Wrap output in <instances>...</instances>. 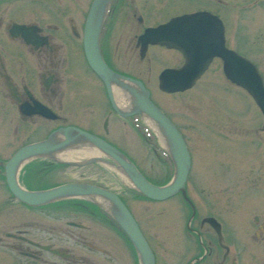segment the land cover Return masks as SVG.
Segmentation results:
<instances>
[{
	"label": "flooded vegetation",
	"instance_id": "af4514ba",
	"mask_svg": "<svg viewBox=\"0 0 264 264\" xmlns=\"http://www.w3.org/2000/svg\"><path fill=\"white\" fill-rule=\"evenodd\" d=\"M19 1L22 0H0V115L4 116L5 120L11 118L10 123L13 119L17 120L14 133L18 135L20 129L25 126L33 127L32 132L48 131L43 139L33 142L36 143L59 129L80 130L120 151L133 163L138 172L151 182V178L137 162L127 156L125 147L115 142L119 139L116 124L123 128H132L133 131L134 129L141 131L143 138L147 139L145 141H150L148 137L151 132L156 139L160 137L162 140L161 142L158 140L161 144H158L159 155L162 165L166 168L164 177L167 176L168 179L166 182L164 179L161 185L169 183L174 178V165L164 138L152 126L153 124H149L150 120L131 112L132 99L128 93L113 86L111 97L106 85L88 65L85 55L86 27L94 0H45V2L36 0L38 4L41 2L45 5L55 4L62 7L72 5L77 10L76 14H71L70 9L66 12L65 7L61 8V11L50 14L53 20L46 25L37 20H22L23 8L16 4ZM163 11H167V17L160 21L159 17L164 14ZM232 11L237 12V15L231 17ZM262 11H264V0H239L238 6L231 4L230 0H110L99 31L100 56L113 73L139 81L146 90H148L146 85L150 81L152 62L168 65L158 74L159 89L161 74L167 70L183 68L187 55L193 60L209 59L206 71L220 66L225 82L244 90L226 79L224 68L227 62L222 55L225 51L233 52L251 63L258 70L264 84V47H259L262 43L264 45V26L257 20L252 21L254 15ZM17 26H25V29H17ZM159 27H161L159 41L162 44L153 42L156 37H146L150 30ZM237 27L241 41L249 48L256 50L255 53H243L234 43L230 34L236 33ZM200 47L203 49L202 54H198ZM259 48L262 50L258 51ZM153 50L165 52L168 56L163 60H169V62L165 64L162 58H156ZM257 52L261 53L253 57L252 55ZM161 55L159 54V57ZM141 67L143 71H140ZM134 71H138L139 75L136 76ZM204 73L196 83L201 80ZM143 74L147 75L145 81L142 79ZM115 91L124 96V104H119ZM159 92L163 95L183 93H166L161 90ZM150 100L180 133L190 156V170L185 183V193L179 192L174 197L164 200L176 198L181 203V210L186 216L184 251L188 254L192 249L193 252H190V259L182 264H243L242 254L245 251V244L242 238H237L227 229L220 211L231 210L232 196L234 198L248 196L250 206L254 207L255 211L251 217L252 222L257 225L255 239H260L264 233V221L260 218L261 213L264 212L263 113L259 109L262 121L258 126H254L257 121L255 124L252 122L253 130L238 127L233 130L234 132L229 131L230 134L237 133L236 135H239L245 144L249 141L256 142L259 148L255 149L253 153L255 156L250 154L240 160V164L239 161L234 162L240 167L238 174L233 167L234 163L231 167L230 159L223 158L222 160H226L227 164L222 165L220 175L204 182L198 181L195 173H192L193 152L185 140L184 133L169 113L152 101L151 97ZM42 110L46 112L45 115L40 114ZM219 128L225 129L221 126ZM204 130L205 128L197 127L196 138L201 140L199 133ZM211 132L215 134V130L212 129ZM224 133L229 138H233L228 132ZM87 147L83 149L95 153L83 161L77 160L78 158H74L73 161L58 159L60 162L43 158L31 160L29 164H26L33 166L27 165L24 176L26 177L27 174L29 177H34L35 175L43 180L49 171L59 166L83 169L104 165L114 172H119L117 166L101 161L91 162L99 157L115 165L112 160L94 148ZM153 151L156 153L158 149ZM41 160L42 162L39 163ZM5 164L6 162L0 170V180H4V186L6 185ZM41 164H43L42 167L39 166ZM119 175L127 180L125 175L121 173ZM191 179L198 183L195 184L192 192L188 191V183ZM23 183L25 189L37 190L31 189L25 182V178ZM69 183L96 186L116 195L134 219L154 255L155 264L157 263L155 250L147 235L148 231L126 202V197L88 181ZM202 183H210L207 187L211 189L207 191L200 185ZM6 188L7 185L5 190L8 189ZM131 191L137 199L152 201L139 194L132 186ZM17 202L22 206L17 211L7 212L5 203L0 209L1 213L13 212L16 215L13 218L14 221H10V218L0 227V264H122L121 256L126 255L118 241L128 246L130 248L128 251L132 252L127 260L128 264H140L132 243L118 223L108 214L104 202L98 201L100 203L98 204L86 198H72L38 207ZM54 213L57 215L53 216ZM51 215L57 220L47 221L52 218ZM87 219L91 222L87 223ZM167 228L165 225L162 229L161 245L166 247L170 241L174 246L172 240H175L182 231L179 230L176 236L175 232L180 227L171 228L170 234H167L169 229ZM172 236L175 238H170ZM165 260L167 263V259Z\"/></svg>",
	"mask_w": 264,
	"mask_h": 264
},
{
	"label": "rangeland",
	"instance_id": "374dc122",
	"mask_svg": "<svg viewBox=\"0 0 264 264\" xmlns=\"http://www.w3.org/2000/svg\"><path fill=\"white\" fill-rule=\"evenodd\" d=\"M42 1L45 2V0ZM230 2L233 5H239V0H230ZM16 4L23 8V12L21 11L23 15L22 20H37L44 23V25L49 24L51 22L50 20H53L50 14L61 11V8L65 7L64 9L66 12H68L67 9H70L69 13L71 14H76L77 12L76 8L72 5L70 6L71 8L69 5L62 7L55 4L45 5L41 2H39V5L36 0H22ZM9 8L13 9L14 7L9 6ZM163 13L164 14L159 17L160 21L167 17V11H163ZM234 15H237V12L232 11L231 17ZM256 20L260 25L264 26V11L254 15L252 21L255 22ZM235 32L236 33L230 35L233 37L234 43L241 52L247 54L255 53L256 50L249 48L241 41L238 27ZM259 47H264L263 43ZM261 50V48L258 49V51ZM258 53L261 52H257L252 56L255 57ZM159 54H162L161 57H159ZM153 55H156V58H162V60L168 56L165 52L159 50H153ZM163 61L165 64L169 62V60ZM167 66L168 65H161L160 62H152L150 81L146 86L150 92L152 101L169 113L171 118L184 133L185 140L188 142V145L191 147L190 150L193 152L192 157L194 166L192 173H195L198 181L208 182L209 180L217 178V175H220L222 172V165L227 164L226 160H222L223 158L230 159L232 167L234 162L239 161L240 164V160L255 153V149L259 148V146L256 145V142L249 141L248 144H245L241 140V137L236 135L237 133H229V131L234 132L233 130L238 127H247V129L251 131L253 130L252 122L255 124L257 121L254 126H258L262 121L258 112V106L246 91L227 84L219 66L212 68L210 71H206L204 73L205 75L192 89L180 94L163 95L159 92L160 90L157 87V77L159 72ZM142 69L143 68L141 67L140 71H143ZM134 73L136 76L139 75L138 71H134ZM146 77V74L142 75L144 81L147 79ZM10 119L5 120V117L0 115V170L4 165V162H7L19 147L21 148V146L23 147L28 143L41 140L48 134V131L44 130L32 132L31 128L33 127L25 126L23 129H20V132L17 135L14 133L15 122L17 120L13 119L10 123ZM116 125L118 127L116 133H119V139L118 141L115 140V142L119 146L125 147L127 156L134 159L139 167L147 173L151 178V184L162 186L161 184L164 183V179L166 182L168 178L167 176L164 177V175H166V168L162 165V159L159 155V145L161 144L158 139H156L154 133H149L150 137L148 138L152 142L151 143L150 141H145L147 139L143 138L144 135L141 131L135 129L133 131L132 128H123L121 125ZM219 126L225 129H221ZM197 127L199 129L205 128L204 131L199 133L201 140H199L200 138H196ZM212 129L215 130V134L211 132ZM125 132L128 133L125 134ZM224 132H228L233 138H229ZM235 135L236 137H234ZM153 149H155V151L158 149V152L156 151L155 153ZM253 155L255 156V154ZM75 158H78L77 160L79 161H83L86 160L88 156L78 155ZM41 162L42 160L39 161V163ZM28 164L23 166L18 174L19 183L23 188L25 185L23 183L24 178L25 182L31 189H37L39 191L47 190L48 188L50 189V187L53 188L69 182L88 181L98 184L106 189H110L113 192L121 193L126 197V202L129 204L133 212H135L144 228L148 231V238L152 243L151 245L153 246L157 257L156 264H182L190 259L191 253L193 252L192 249L189 250L188 254L184 251L186 244L184 225L187 220L184 212L181 210V203H179L176 198L163 202H148L137 199L134 192L131 191V186L125 183L124 179L119 175L120 172H114V170H111L104 165L90 166L83 169L59 166L49 171L43 180H41L35 175L34 177H29L27 174L26 177L24 176L26 172L25 168L33 166ZM235 164L236 163H234L233 167L237 170L236 172L238 174L240 173V167ZM42 165L43 164L39 166L42 167ZM138 165L136 166L138 167ZM34 171H37V169H34ZM4 184V180H0V209L5 203L7 212H9V210L17 211L19 207L22 206L11 197L7 188V190H5L6 185L4 186ZM195 184L198 183L191 179L188 183V191L191 190L192 192V189L196 186ZM209 184L202 183L200 185L209 191V189H211L207 187ZM249 200L250 197L244 195L238 196L237 198L232 196L230 205L231 210H221L220 215L222 216L227 229H229V231L237 238H242L243 243L245 244V251L242 254L244 256L243 264H264V233L260 239H255L257 225L251 220L255 211L254 207L250 206ZM22 210H24V208H22ZM42 215L44 216V214ZM52 215L56 216L57 214L54 213ZM14 216L16 215H14L13 212L5 214L0 212V227L2 223L8 222L10 218V221H14ZM53 216L52 218L47 219V221H56L57 218H53ZM260 218L264 221V212L261 213ZM87 220V223L91 222L89 219ZM165 225L169 228H167V234H170V229H175V226L178 228L180 227L177 232H175L176 236L178 235L179 230L182 231V233L175 239L176 241L172 240L174 246L169 240H167L169 242L166 247L161 245L163 240L162 229ZM94 232H98V230H94ZM170 238L173 239L175 237L172 236ZM118 242L126 255L121 256L122 264H128L127 260L132 252L128 251V249L130 250L128 246H125L121 241ZM165 259H167V263Z\"/></svg>",
	"mask_w": 264,
	"mask_h": 264
},
{
	"label": "water",
	"instance_id": "95a60500",
	"mask_svg": "<svg viewBox=\"0 0 264 264\" xmlns=\"http://www.w3.org/2000/svg\"><path fill=\"white\" fill-rule=\"evenodd\" d=\"M109 1L94 0L89 12L85 42V55L88 65L106 85L110 96L111 87L116 86L122 89L132 99L131 112L140 114L152 122L156 131L164 138L166 143L174 165V178L164 186H155L148 182L138 172L133 163L120 151L97 137L69 128L59 129L42 141L28 144L18 149L5 164V181L11 195L27 206H44L72 198H86L94 200L98 204L104 202L108 214L118 223L132 243L140 264H155L154 255L142 237L134 219L113 193L82 183H66L47 190L29 191L23 188L18 180L19 171L31 160L43 158L60 162L61 160L57 159V155L65 151L79 150L88 146L112 160L115 165L99 157L91 162L101 161L114 167L117 166L119 172L125 175L132 187L139 194L152 201L160 202L174 197L179 192L185 193V183L190 170V156L182 136L160 109L151 102L150 94L142 83L113 73L100 56L98 46L99 31ZM17 29H25V26H17ZM160 30L161 27L150 30L146 37H156L153 42L160 43ZM202 50L200 47L198 54H202ZM222 56L225 57V62H227L224 68L226 79L230 83L243 88L253 98L255 104L264 115V84L258 70L251 63L241 59L233 52L225 51ZM189 57L187 55L183 68L167 70L161 74L159 78V89L161 91L166 93L184 92L194 86L196 81L206 71L210 60H193ZM40 114L45 115L46 112L42 110ZM69 164L80 166L74 163Z\"/></svg>",
	"mask_w": 264,
	"mask_h": 264
},
{
	"label": "bare ground",
	"instance_id": "6f19581e",
	"mask_svg": "<svg viewBox=\"0 0 264 264\" xmlns=\"http://www.w3.org/2000/svg\"><path fill=\"white\" fill-rule=\"evenodd\" d=\"M116 93V98L117 101L119 102L120 105L124 104V96L120 94V92L115 91ZM150 125H152V123H149ZM153 126V125H152ZM158 140H160V142L162 141L160 137H157ZM94 151L91 150H87V149H81L79 151H70V152H65V153H61L59 155H57V159L61 160V161H73V159L75 157H77L78 155H85V156H92V154H94ZM125 183L129 184L130 186H132L130 184V182L128 180H126L123 176H121Z\"/></svg>",
	"mask_w": 264,
	"mask_h": 264
}]
</instances>
